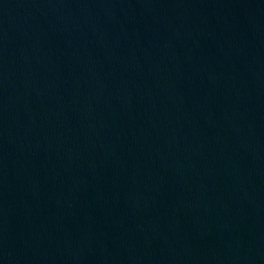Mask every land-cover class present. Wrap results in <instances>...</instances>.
<instances>
[{"label":"water","instance_id":"1","mask_svg":"<svg viewBox=\"0 0 264 264\" xmlns=\"http://www.w3.org/2000/svg\"><path fill=\"white\" fill-rule=\"evenodd\" d=\"M0 264H264V0H0Z\"/></svg>","mask_w":264,"mask_h":264}]
</instances>
